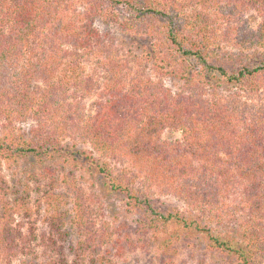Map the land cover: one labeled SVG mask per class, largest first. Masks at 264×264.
Here are the masks:
<instances>
[{"label": "trees", "instance_id": "obj_1", "mask_svg": "<svg viewBox=\"0 0 264 264\" xmlns=\"http://www.w3.org/2000/svg\"><path fill=\"white\" fill-rule=\"evenodd\" d=\"M196 1L87 0L78 11L71 0H0V167L82 142L91 149L73 152L141 211L143 232L175 224L234 264H264V0ZM97 17L149 36L147 55L186 89L133 66L142 56ZM241 97L251 104L238 115ZM168 128L182 138L163 139ZM149 162L185 209L162 204ZM14 234L0 230V259L27 248Z\"/></svg>", "mask_w": 264, "mask_h": 264}, {"label": "rangeland", "instance_id": "obj_2", "mask_svg": "<svg viewBox=\"0 0 264 264\" xmlns=\"http://www.w3.org/2000/svg\"><path fill=\"white\" fill-rule=\"evenodd\" d=\"M71 1L78 11L88 7L87 0ZM213 2L210 0V4ZM199 6L196 12L209 14ZM243 15L248 26L257 29L261 22L258 13L249 9ZM94 26L122 50H133L142 56L136 63H143L133 66L146 70L153 78L161 77L174 92L186 89L184 80L164 73L147 55L152 42L149 36L136 35L118 22L101 17L95 18ZM246 101L241 97L231 104L238 115L244 104L250 106L251 102ZM24 126L28 129V124ZM162 137L174 141L181 139L182 134L176 128H168ZM80 148L91 149L80 142L72 148L65 146L51 153H31L4 161L0 167V230L9 223L16 241L24 240L27 248L20 253L9 251L1 257L0 264H234L230 256L211 249L200 232L185 231L175 224L143 232L139 228L141 211L111 189L85 153L73 152ZM141 160L145 159L140 157L138 161ZM157 167L155 162H149L147 170L150 168L152 176L158 178L152 181V187L161 196L162 204L169 209H185L172 188L165 187L171 180L156 171ZM47 168L54 170L53 176L45 173ZM238 231L236 226L234 233Z\"/></svg>", "mask_w": 264, "mask_h": 264}]
</instances>
